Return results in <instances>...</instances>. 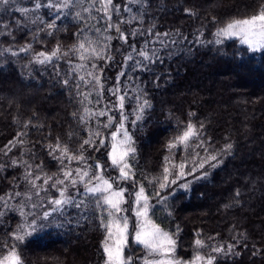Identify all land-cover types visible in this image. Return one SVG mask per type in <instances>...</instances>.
Wrapping results in <instances>:
<instances>
[{
    "label": "trees",
    "instance_id": "obj_1",
    "mask_svg": "<svg viewBox=\"0 0 264 264\" xmlns=\"http://www.w3.org/2000/svg\"><path fill=\"white\" fill-rule=\"evenodd\" d=\"M36 2L10 0L8 5H0V150H5L10 141L15 144L17 139L23 140L7 155L0 151V164L4 165L0 170V197L12 195L9 204L15 208L23 205L29 213L25 218L18 210L6 211L0 217V241L7 239V233L15 231L18 224L37 218V230L18 246L24 264H104V233L98 226L99 212L91 204L86 214L83 209L66 206L63 215L54 213L42 220L39 218L49 209L47 200L58 196L55 189L41 191L31 201L14 195L28 192L31 187L24 179L25 167L13 166V160L26 161L34 174L42 178L45 174L58 175L60 162L49 154L47 146L55 145L59 139L78 154L80 144L88 138L86 126L73 116L82 111L83 105L74 87L79 81L74 79L76 74L68 60L73 65L80 63L78 56L73 54L42 65L35 62V54L50 53L58 44L61 53L68 52L84 36L98 38L91 26L103 30L106 23L103 13L95 10V19H89L85 12L81 13L83 19H73L81 11L80 6H74L65 9L66 15L56 20L55 30L49 29L47 24L55 19V10L36 9ZM39 2L43 5L48 0ZM113 3L120 6L119 15L112 16L113 22L138 18L120 25L128 35L127 42L119 39L115 30L100 34L101 40L103 36L113 37L107 43L108 53L114 59L88 62L85 71L100 74L102 70L104 85L101 103L88 106H111L115 98L108 89L116 86L119 73H125L119 77V86L127 94L126 126L136 149L135 158L130 160L135 180L143 183L149 194L160 191L161 196L167 197L158 204V198L152 196L153 220L165 231L174 232L179 227L177 256L184 260L195 254L193 241L200 238L207 245L200 250L202 255L224 246V252L212 253L216 256L215 264H264V87L258 86L264 79V50L251 52L235 40H226L223 45L210 43L218 28L233 18L254 14L264 0H147L143 6L131 4L130 0ZM125 5L132 11L126 12ZM20 8L29 12L25 15L17 11ZM134 30L138 34L130 35ZM28 45V52L20 51ZM141 49L150 54L154 49L156 57L144 60L137 55ZM130 52L134 60L125 61ZM136 60L141 61L140 66H136ZM93 63L97 68L91 67ZM65 79L69 80L68 85L63 83ZM252 83H257L254 88L249 87ZM81 90L87 89L82 85ZM136 95L147 99L151 107L133 126L135 116L131 113L136 107ZM92 99H96L95 93ZM114 114L118 120L119 114ZM28 122L29 127L25 128ZM189 122L197 128L203 125L200 139L208 151L197 148L200 157L211 153L221 163L214 168L206 164L160 190L148 180L161 176L165 156L171 155L176 163L189 157L191 167V149L180 148L170 153L166 147ZM92 127H96L94 122ZM114 130L102 132L108 136ZM22 132L27 135L18 137ZM70 133L74 135L70 137ZM226 145H231V149H226ZM84 154L90 157L91 164L107 152L101 149L96 153L86 148ZM69 166L83 167L75 161ZM114 173L109 167L105 174ZM189 182L187 189L179 187ZM37 184H42V180ZM124 184L129 191L133 190L131 181ZM69 194L82 199L72 189ZM41 202L42 207H31ZM8 242L14 243L11 239ZM228 245H232L231 252L227 251ZM133 251L142 254L137 247Z\"/></svg>",
    "mask_w": 264,
    "mask_h": 264
},
{
    "label": "snow or ice",
    "instance_id": "obj_2",
    "mask_svg": "<svg viewBox=\"0 0 264 264\" xmlns=\"http://www.w3.org/2000/svg\"><path fill=\"white\" fill-rule=\"evenodd\" d=\"M10 0H0V5H8ZM87 3V7L83 5ZM131 4H137L143 6L147 3V0H130ZM99 5V7H97ZM74 6H80L81 11L75 13L73 19H83L81 13H88L89 19H95L92 16L93 10L98 13H103V19L105 20V27L101 28L91 26L92 30L98 34V38H92L91 36H84L77 44L73 45L68 52L61 53V46L58 44L55 49L50 53L38 52L35 54L34 60L39 64H50L55 59L61 57H69L70 55H77L80 63L74 64L69 59L68 63L72 67V73H75V80L79 82L75 83L76 95L80 97V103L83 105L80 113H73L74 117H77L82 125L86 126L87 139H84L80 144L79 153L74 154L70 151L67 145H62L57 139L55 145L49 144V154L53 155L54 159L60 162L61 168L59 174L47 175L42 178L40 175L34 174L32 166L26 161L13 160L11 163L13 166L23 165L26 169L24 174L25 181L30 185L31 190L28 192H16L15 196H23L27 201H31L32 196L39 197L41 191H47L48 188L55 189L58 196L47 200L49 209L43 212L42 217L39 219L47 220L54 213L64 214L66 206H71L77 210L83 209L84 214L87 213L89 204L99 212V227L103 230L104 238L101 242L104 264H215V254H220L225 251L224 246H217L212 248L211 253L207 255L201 254V249L207 245L204 240L196 238L193 241V246L196 249L195 254L190 260H184L177 256L178 237L180 229L177 226L174 232L165 231L153 220V208L151 203L152 196L157 197V203L162 204L167 200L166 196H161L160 191H156L149 194L143 183H137L135 180V172L132 168L130 160L135 158L136 149L133 146L134 141L132 135L129 133L126 126L129 118V114L125 112V103L127 100L126 92H122L119 86V77L125 75L121 72L117 76V84L115 87L108 89L111 96L115 98L111 102V106L105 105L103 108H92L90 104H100L102 100L104 85L102 83V70L98 74L94 71H85L88 68V62L92 60H108L114 59L109 53L108 41L112 40L111 35L103 36L102 40L99 38L100 34L110 30H115L118 34V38L127 42L128 35H126L122 29V23H131L136 20L137 16H132L129 20H119L113 22L112 16L115 13L119 15L120 6L115 5L113 0H48L47 4H41L39 0L35 3V8L47 7L48 9L55 10V19L52 23L47 24V28L55 30L56 20L61 19L66 15L65 9H69ZM124 10L131 12L132 9L125 5ZM17 11L24 13L29 12V9L20 8ZM187 11V10H186ZM99 23V21H97ZM83 31V30H81ZM150 31V30H149ZM51 35V33H48ZM138 34V30H134L130 35L135 36ZM158 35V34H157ZM164 35H168L165 33ZM215 40L210 43L216 45H223L226 40L238 41L240 45L247 46V49L251 52H257L264 50V4H261L257 11L243 18H233L228 21L223 27L217 29L215 33ZM163 43V42H161ZM130 47H132L130 45ZM31 45L20 49L21 52H28ZM133 52L136 49L133 47ZM10 51V50H8ZM12 55L17 53L12 52ZM137 55L144 60L152 61L153 57H156V51L141 49ZM134 60L132 53L130 52L125 61ZM136 66H140L141 61H135ZM93 69L97 68L96 64H91ZM84 71V75H79ZM65 85L69 84V80L63 81ZM84 86L87 90H81V86ZM95 93L96 99L93 101L92 97ZM136 101V107L132 110L131 115L135 116V119L131 121L135 126L138 121L143 119V113L145 109L150 108L151 104L147 99L141 98V95L133 97ZM114 113L119 114V119ZM105 117V121H101L100 118ZM96 124V127H92V123ZM30 122L24 125L25 128L29 127ZM115 129L110 131L108 136L103 135V130ZM203 125L197 128L196 125L189 122L184 130L177 136H175L166 145L170 153L173 150L183 148L185 151L191 149L190 159L191 167L189 168V157L184 158L179 163H176L171 155L164 157V166L162 174L159 177H153L148 180L149 184L158 185L160 190L169 188L171 185L176 184L177 180L192 175L197 172L198 169H203L205 165L210 167H217L221 161L218 160L217 155L209 153L205 157H200V153L196 151L197 148L204 149L207 152V148L204 147V141L200 139L202 134ZM27 135L26 132L18 133V137ZM70 137L74 134H69ZM196 143H193V142ZM17 144L22 145L23 140L17 139L14 144L12 141L9 145L5 146L3 151L4 155L11 151L12 147H16ZM86 148H91L92 151L100 153L101 149H105L106 156L97 157L88 163L90 157L86 156ZM226 149H231V145H226ZM102 160H106L110 163H102ZM67 161V165L65 164ZM75 161L78 164H82L83 167L72 168L69 165ZM4 165L0 164V170H3ZM37 169L40 165L36 166ZM111 168L117 172L116 176L107 175L106 170ZM187 169V170H186ZM207 175V173H203ZM62 176L63 178H59ZM175 177V178H171ZM201 177H196L199 179ZM42 180V184L38 185L37 181ZM131 181L132 191L121 186V182ZM189 183L181 184L179 187L187 189ZM83 189L81 192L80 189ZM72 189L79 194L82 199H77L76 196L70 195L69 190ZM34 190V191H32ZM239 195V193H237ZM13 199L12 195L6 197H0V217L6 214V211L18 210L20 216L27 217L29 213H26L23 205L19 208L9 204V200ZM128 205V207H124ZM41 204H32V208L42 207ZM131 213L133 219L130 220L128 213ZM37 218H33L31 223L18 224L16 230L7 233V239L0 241V264H24V260L19 251V245L22 244L28 236H31L37 230ZM8 239L14 241L9 244ZM134 247H137L141 255L135 254ZM227 251H232V245L227 246Z\"/></svg>",
    "mask_w": 264,
    "mask_h": 264
},
{
    "label": "rangeland",
    "instance_id": "obj_3",
    "mask_svg": "<svg viewBox=\"0 0 264 264\" xmlns=\"http://www.w3.org/2000/svg\"><path fill=\"white\" fill-rule=\"evenodd\" d=\"M232 79L235 80V81H237V78H236L235 76H232ZM261 81H262V84H260V83H261V82H260V83H258V86L261 85V86H259V87H264V79L261 80ZM256 84H257V83L249 84V85H250L249 87H250V88H254V87L256 86ZM116 175H117V172L115 171V173H114L113 175H111V176L114 177V176H116ZM106 176H107V175H106ZM124 182H125V181H124ZM124 182H121V186L127 188V186H125ZM127 189H128V188H127ZM124 207L127 208L128 205H125ZM128 215H129L130 220H132L133 217H132V215H131L130 212L128 213Z\"/></svg>",
    "mask_w": 264,
    "mask_h": 264
}]
</instances>
